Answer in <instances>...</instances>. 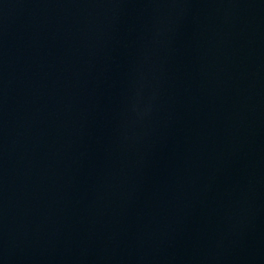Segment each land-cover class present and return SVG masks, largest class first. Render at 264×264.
Segmentation results:
<instances>
[{"label": "water", "instance_id": "1", "mask_svg": "<svg viewBox=\"0 0 264 264\" xmlns=\"http://www.w3.org/2000/svg\"><path fill=\"white\" fill-rule=\"evenodd\" d=\"M0 264H264V0H0Z\"/></svg>", "mask_w": 264, "mask_h": 264}]
</instances>
